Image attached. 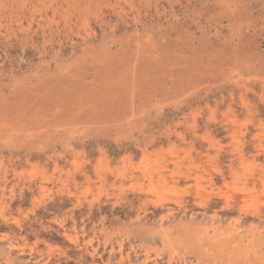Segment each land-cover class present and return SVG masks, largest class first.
Here are the masks:
<instances>
[{"label":"rangeland","instance_id":"obj_1","mask_svg":"<svg viewBox=\"0 0 264 264\" xmlns=\"http://www.w3.org/2000/svg\"><path fill=\"white\" fill-rule=\"evenodd\" d=\"M0 264H264V0H0Z\"/></svg>","mask_w":264,"mask_h":264},{"label":"bare ground","instance_id":"obj_2","mask_svg":"<svg viewBox=\"0 0 264 264\" xmlns=\"http://www.w3.org/2000/svg\"><path fill=\"white\" fill-rule=\"evenodd\" d=\"M233 138V137H232ZM232 147H233V145H232ZM245 197H247V196H245ZM258 214V213H257Z\"/></svg>","mask_w":264,"mask_h":264}]
</instances>
